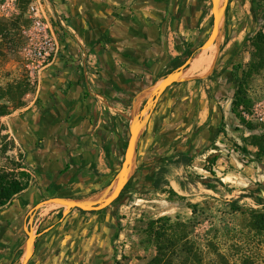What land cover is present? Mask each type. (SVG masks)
I'll use <instances>...</instances> for the list:
<instances>
[{"label": "crops", "instance_id": "0c3cea01", "mask_svg": "<svg viewBox=\"0 0 264 264\" xmlns=\"http://www.w3.org/2000/svg\"><path fill=\"white\" fill-rule=\"evenodd\" d=\"M49 2L68 28L56 26L61 50L43 69L40 91L21 81L29 85L25 93L32 96L31 105L6 115L35 174L29 187L0 210V264H55L50 215L55 204L38 208L45 200L53 202L55 185L79 190L85 182L105 183L120 167L136 121L143 122L137 154L158 142L159 150L167 144L168 128L169 137L191 134L200 121L192 119L198 100L208 102L206 90L195 83L206 79L193 78L206 69L189 70L168 89L159 86L209 33L212 0ZM85 51L96 56L99 67L95 93L82 65ZM203 113L205 108L200 118ZM145 134L153 135L152 141ZM148 156V161L155 158Z\"/></svg>", "mask_w": 264, "mask_h": 264}, {"label": "rangeland", "instance_id": "374dc122", "mask_svg": "<svg viewBox=\"0 0 264 264\" xmlns=\"http://www.w3.org/2000/svg\"><path fill=\"white\" fill-rule=\"evenodd\" d=\"M0 20L9 25L19 21V28L12 30L17 44L12 49L3 48L0 54V88L6 95L3 102L10 106L11 113L31 105L33 100L25 93L28 83H21L29 81L22 51L26 41L21 33L22 26L29 22L19 0H0ZM228 25L231 34L228 38L239 47L237 64L233 68L239 66L243 76L234 96L221 97L218 93L215 97L221 102L216 104L221 112L217 116H224L220 131L217 133L212 127L204 130V140L210 143L205 148L189 150L193 155L180 151L185 150L180 146L179 151L169 150L172 153L167 160V144L156 150L159 142L155 149H139L133 172L148 174L144 177L142 173L146 186L128 194L120 207L123 220L115 242L118 264H148L157 255L154 231L167 225V218L172 222L179 218L187 223L190 240L196 247L193 254L197 255L191 259L192 264H220L224 260L230 264H264V229L254 224L252 216L254 211L264 212V68L249 71L253 51L251 37L263 28L264 9L259 10L255 18L252 0H234L229 8ZM210 28L209 25L208 31ZM228 38L223 30L207 62L194 71L207 69L219 45H225ZM187 56L179 59L177 65L180 66ZM195 83L200 90H206V96L209 94L210 81ZM240 97L242 104L234 105L235 99ZM199 119L203 122L205 113ZM145 137L152 141L153 135L145 134ZM147 153L152 158L158 157L159 161L156 164L148 161ZM27 161V151L13 122L6 115L2 116L0 167L22 165L21 170L32 179L35 170ZM187 256L186 252L181 254L182 259Z\"/></svg>", "mask_w": 264, "mask_h": 264}, {"label": "flooded vegetation", "instance_id": "af4514ba", "mask_svg": "<svg viewBox=\"0 0 264 264\" xmlns=\"http://www.w3.org/2000/svg\"><path fill=\"white\" fill-rule=\"evenodd\" d=\"M232 1L234 0H228L226 20L223 27L226 39L231 35L228 25V14ZM212 18L213 13L209 24L211 27L213 24ZM206 38L202 40L199 47ZM230 41V39L227 42L225 40V45H219V50L215 53L212 64L203 72V74L207 73L203 79L210 81L209 94L207 95L208 102L203 101L204 99L202 101L198 100L194 108L195 115L192 119L200 118L201 111L205 108V120L203 122L198 120L195 130L184 139L181 138L183 131L174 137H169L170 129H167V160L172 153L169 150L173 148L179 151L180 146H184L185 150L180 151H184L186 155H193L189 150L205 148L209 145L210 141H203L204 137L201 136L204 130L212 127L219 133L224 116L222 114L220 117L217 116L220 109H217L216 104L220 105L221 102L216 100L215 97L218 93L221 97L234 96L242 78L239 66L233 68L237 64L239 47L234 46ZM216 46L218 45H215L214 48ZM185 55H188V58L192 54L186 53ZM199 139L200 141L197 143ZM161 145L164 146L165 143ZM159 155L160 153H157V156ZM158 161V157L152 159L154 164ZM142 173H144V177L148 175L145 172H133L130 180L116 199L106 206L95 209H84L73 205V202L100 196V193L109 185L114 176L100 185L96 182H85V187L79 190L72 188L69 184L63 186L55 185L52 195L55 200V208L50 214L52 250L55 264H118L115 242L120 222L123 220L120 217V207L126 202L128 194L134 190L139 191L140 188L146 186L145 183L143 184ZM48 235L46 232L42 237L47 238Z\"/></svg>", "mask_w": 264, "mask_h": 264}, {"label": "trees", "instance_id": "16d2710c", "mask_svg": "<svg viewBox=\"0 0 264 264\" xmlns=\"http://www.w3.org/2000/svg\"><path fill=\"white\" fill-rule=\"evenodd\" d=\"M29 1L19 0L23 14L26 12ZM260 1L252 0V11L255 18L258 11L264 9V4H261ZM18 22V20L12 21L9 25L7 22L0 20V54L3 48L12 49L17 44L12 30L19 28ZM251 42L253 51L251 52L249 71L254 72L264 68V25L262 29L251 37ZM240 93L241 91L238 94ZM5 97L4 91L0 88V118L10 113V106L3 102ZM242 102L243 98H236L234 105L239 106ZM236 106H234V109ZM22 168H24L22 165L11 168L0 167V208L12 202L29 187L30 175L22 171ZM252 216L254 224L264 229V212L254 211L252 212ZM167 221V225L161 226L159 231H154L157 255L148 264H192L191 259L196 258L197 255L193 254L196 247L190 240V231L188 230L187 223L180 221L179 218L175 222H172L171 218H167ZM183 252L188 253L185 259L181 257ZM220 264H230V262L224 260Z\"/></svg>", "mask_w": 264, "mask_h": 264}, {"label": "built area", "instance_id": "2783aa9c", "mask_svg": "<svg viewBox=\"0 0 264 264\" xmlns=\"http://www.w3.org/2000/svg\"><path fill=\"white\" fill-rule=\"evenodd\" d=\"M26 18L29 24L22 26L21 29L23 40L26 41V46L22 47L24 65L30 86L35 92H39L43 69L59 55L61 50L56 26L68 28V23L61 13L52 11L49 0H30ZM19 47L21 48L20 45ZM82 65L86 67L85 75L90 91L95 93L96 80L99 77L96 56L90 51H85Z\"/></svg>", "mask_w": 264, "mask_h": 264}, {"label": "water", "instance_id": "95a60500", "mask_svg": "<svg viewBox=\"0 0 264 264\" xmlns=\"http://www.w3.org/2000/svg\"><path fill=\"white\" fill-rule=\"evenodd\" d=\"M228 0H212V13H213V24L209 30L208 36L204 43L199 47V49L188 57L185 62L173 70L164 81L161 82L159 90H163L166 87L173 85L174 83L181 82L183 80V74L191 69L193 63H195L202 55L209 54L213 50L215 45H218L219 38L222 34V30L226 20V8ZM207 73L193 76L194 79L204 78ZM137 120V119H136ZM143 122L136 121L130 129L129 140L125 150V156L121 163V166L114 175L109 185L103 190L102 194L93 199H83L76 200L73 205L84 209H95L99 207L106 206L110 204L114 199H116L121 191L124 189L131 176L133 175V166L136 162L138 142L142 135ZM53 202L45 200L38 204L39 207H43L49 203Z\"/></svg>", "mask_w": 264, "mask_h": 264}, {"label": "bare ground", "instance_id": "6f19581e", "mask_svg": "<svg viewBox=\"0 0 264 264\" xmlns=\"http://www.w3.org/2000/svg\"><path fill=\"white\" fill-rule=\"evenodd\" d=\"M206 55L207 54L202 55L195 63H193L190 70L194 71V68L198 67L201 63H203L206 60Z\"/></svg>", "mask_w": 264, "mask_h": 264}]
</instances>
